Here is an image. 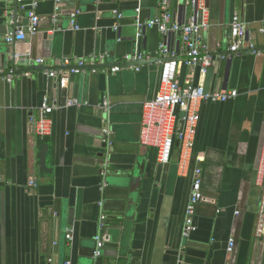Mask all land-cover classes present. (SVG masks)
<instances>
[{"label": "crops", "instance_id": "1", "mask_svg": "<svg viewBox=\"0 0 264 264\" xmlns=\"http://www.w3.org/2000/svg\"><path fill=\"white\" fill-rule=\"evenodd\" d=\"M55 1L38 0V32L10 46L4 39L12 29L8 2L0 0V76L11 67L20 73L10 82L0 78V264H264V240L254 235L262 196L255 177L264 133V0H205L207 50L226 51L237 13L246 27L244 45H254L255 52L245 48L204 73L178 67L182 86L238 93L200 106L192 164L201 168L203 199L187 238L182 228L190 176L177 173L178 145L161 164L157 149L139 142L142 104L159 87L158 46L164 40L183 61L181 35L145 28L140 69L102 72L135 51V18L160 17V0H61L53 23ZM167 6L173 22L193 14L189 0H167ZM74 9L78 29L69 22ZM80 58L99 70L71 75L66 89L44 73L68 69ZM68 97L79 104L64 106ZM44 99L57 108L51 133L40 138L29 120ZM101 218L104 245L95 258ZM230 238L234 246L227 252Z\"/></svg>", "mask_w": 264, "mask_h": 264}, {"label": "built area", "instance_id": "2", "mask_svg": "<svg viewBox=\"0 0 264 264\" xmlns=\"http://www.w3.org/2000/svg\"><path fill=\"white\" fill-rule=\"evenodd\" d=\"M192 6L193 14L184 23L171 21V14L168 10L167 0H160L159 7L161 15L157 19L141 21L138 16L135 18L136 26V49L132 54H125L118 58L115 63L107 68H100L102 72L116 73L122 69H140V63L146 56L140 50L138 44L145 28L156 27L165 37L170 32H176L181 35L185 59L180 61L174 53H169L165 41H161L158 46V52L161 55L159 61V87L156 94L147 99L142 104L141 121L139 128V142L146 147L157 149L158 161L161 164H167L170 160L172 149L175 143L178 145L177 173L179 176H190V192L185 207L182 235L187 238L194 230V215L198 203L203 199L201 168L198 164H192L193 145L199 121V110L203 102H225L234 99L237 96L236 90L228 92H207L200 85H180L177 80V71L180 64L190 67H198L200 73H204L209 66H212L219 60H227L235 54L244 50L255 52L254 45L245 47L246 27L239 14L234 13L230 20V44L225 52L212 54L207 50L206 45L202 42V30L207 27L208 9L205 0H189ZM8 8L5 11L8 25L12 28L4 37L5 42L10 46L24 42L27 36L34 35L38 32L40 22L36 14L38 0H7ZM61 0H56V13L51 15L50 21L55 22L58 16V9ZM138 12L139 9L137 8ZM114 14L120 16L116 9ZM79 13L78 9L69 12V22L74 29L75 18ZM26 19L27 22L24 23ZM263 32V27L259 29ZM257 52V51H256ZM13 58H16L13 56ZM105 56L100 55L99 60L102 62ZM37 65H44L43 58L35 59ZM86 59L80 58L68 69L63 68H46L44 73L49 78L58 81L60 89H66L69 84L71 75L80 74L89 70L94 73L99 68L95 65L88 66ZM14 67H11L7 73L0 76L4 81L10 82L13 77L19 75ZM1 74V71H0ZM22 74V73H21ZM26 74V73H25ZM79 101L75 98L68 97L64 106L78 105ZM57 108L55 103H49L47 99L41 103L38 108V116L31 117L29 124L37 137L43 138L51 133L52 118L51 114ZM102 108L105 112L109 109L108 101L102 102ZM180 121V123H179ZM182 123V124H181ZM104 141L110 144V130L103 129ZM197 162L200 159L196 160ZM106 170L103 169L101 174L105 176ZM256 185L262 189L259 209L254 228V235L264 240V133L261 144V153L259 163L256 169ZM105 185L103 181L102 186ZM99 233L95 237V249L93 257L101 255V249L104 245L101 231L104 228V220L99 221ZM70 239V234H66ZM234 246L233 238L227 243L226 250L231 252ZM64 264H70L66 261Z\"/></svg>", "mask_w": 264, "mask_h": 264}, {"label": "water", "instance_id": "3", "mask_svg": "<svg viewBox=\"0 0 264 264\" xmlns=\"http://www.w3.org/2000/svg\"><path fill=\"white\" fill-rule=\"evenodd\" d=\"M16 72H18V71H16ZM182 124V123H181ZM106 144L104 143V146H105Z\"/></svg>", "mask_w": 264, "mask_h": 264}]
</instances>
